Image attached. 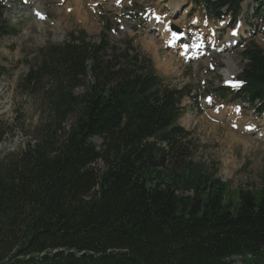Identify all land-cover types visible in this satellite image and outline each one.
<instances>
[{
	"label": "trees",
	"instance_id": "1",
	"mask_svg": "<svg viewBox=\"0 0 264 264\" xmlns=\"http://www.w3.org/2000/svg\"><path fill=\"white\" fill-rule=\"evenodd\" d=\"M189 1L214 20L236 18L243 2ZM4 10L0 38L17 31ZM39 78L53 117L0 155V264H264V189L232 198L214 165L178 152L188 93L165 86L130 42L116 54L104 33H70L39 49L24 85ZM237 80L234 94L263 111L254 42ZM10 132L0 118V142Z\"/></svg>",
	"mask_w": 264,
	"mask_h": 264
},
{
	"label": "rangeland",
	"instance_id": "2",
	"mask_svg": "<svg viewBox=\"0 0 264 264\" xmlns=\"http://www.w3.org/2000/svg\"><path fill=\"white\" fill-rule=\"evenodd\" d=\"M182 2L175 12L168 0H0L9 27L17 30L0 38V118L11 130L0 142V155L22 149L34 126L53 117L45 98L48 79L23 82L36 66L39 49L63 43L70 33L83 31L92 41L104 33L116 54L130 42L136 53L150 60L165 86L185 88L188 94L181 100L177 124L188 137L178 143V152L184 151L193 162L214 165L232 198L239 189H264V111H259L260 103L255 106L237 97L236 88L227 84V75L239 76L247 44L254 42L264 53V1L244 0L236 18L218 21L208 19L189 0ZM154 14L171 20L168 32L173 27L188 32L187 43L198 44L200 53L185 59L179 47L167 49ZM238 24L244 33L234 35L230 29H238ZM171 57L175 59L165 61ZM221 86H229L232 95L219 97L216 89ZM207 98L209 103L204 102ZM237 107L241 117L235 126L227 118ZM245 120L256 130H240Z\"/></svg>",
	"mask_w": 264,
	"mask_h": 264
},
{
	"label": "bare ground",
	"instance_id": "3",
	"mask_svg": "<svg viewBox=\"0 0 264 264\" xmlns=\"http://www.w3.org/2000/svg\"><path fill=\"white\" fill-rule=\"evenodd\" d=\"M168 1H169L168 5H171L172 4V6L174 7V11L176 12L177 10H179L181 8L182 3H183L182 1H184V0H168ZM157 17H159V21L158 22L160 23V25H159L160 33L162 35V38L165 39V44H166V42L168 41L169 35L171 33V31H169V32L167 31V28H169V25L171 24V20L168 19V18L166 19V16H160L159 14H154V18H157ZM237 28H238L237 29V33H236L237 35L238 34H241V33L242 34L244 33L243 26H241L239 24ZM235 29H236V27H235ZM233 31L234 30L232 29V34H234ZM232 34L230 33V34H228V36H226V42H229L230 43V41H231V38L230 37L232 36ZM151 46H152L153 50L155 51L156 50V46L154 45L153 42H152ZM174 59H175L174 57H171L169 59H166L165 58V61H173ZM227 77H229V80L231 78H233V76H229V75H227ZM240 117L241 116H240V114H238V111H237L235 114L229 115V117L227 118V120L232 119V122H234L233 125L236 126V124H237L236 122L239 121ZM243 125L244 126H240L239 125V129L242 130V131H246V126L249 125L248 124V121L245 120ZM251 129H253V128H251ZM253 130H256V129H253Z\"/></svg>",
	"mask_w": 264,
	"mask_h": 264
},
{
	"label": "snow or ice",
	"instance_id": "4",
	"mask_svg": "<svg viewBox=\"0 0 264 264\" xmlns=\"http://www.w3.org/2000/svg\"><path fill=\"white\" fill-rule=\"evenodd\" d=\"M175 35H176V34L173 33V36H175ZM185 47H186V46H185ZM229 83H231L232 86H234V87H238L240 82H229ZM238 110H239V108L237 107V111H238Z\"/></svg>",
	"mask_w": 264,
	"mask_h": 264
}]
</instances>
